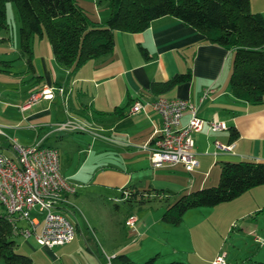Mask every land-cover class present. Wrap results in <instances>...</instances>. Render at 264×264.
<instances>
[{"label": "crops", "instance_id": "obj_1", "mask_svg": "<svg viewBox=\"0 0 264 264\" xmlns=\"http://www.w3.org/2000/svg\"><path fill=\"white\" fill-rule=\"evenodd\" d=\"M76 1L83 8L82 2H95ZM248 1L251 12L264 16V0ZM108 13L107 7L98 19L95 17L96 21H104ZM112 37L111 52L87 60L74 71L57 64L52 55H47L44 59L41 57L43 66L39 71L30 64L28 68L31 74L26 75L25 79L30 77L19 80V83H26L23 87L27 91L23 101L16 105L14 116H10L11 122L15 123L9 126L17 127L12 128L15 133L19 132L18 128L31 129L32 132L35 131L32 141L44 144L54 125L66 119L93 130L96 135L89 134L110 147L109 153L120 158L122 163L121 167L99 164L93 168L89 178L94 185L113 191L121 189L122 199H125L123 194L128 191L150 187L163 192L164 198L174 199L193 189L214 185L223 161L264 162V103L249 104L230 94L228 77L231 70V49L206 41L198 30L170 15L152 19L147 28L140 32L114 31ZM139 46L144 48L147 58L140 53ZM8 67L7 63V71L1 73L10 74L6 69ZM185 70L190 73L188 81L175 85L160 96L187 99L196 108L199 117L222 122L225 129L211 131L203 125L199 131L191 134L192 151L197 161L191 171L184 170L180 164L152 168L145 147L160 128V118L149 106L134 114L129 113V107L136 99L155 97L148 91L151 81H164ZM42 86L60 87L62 91H54L50 100L38 99L20 109L28 96ZM206 88H210L211 92L200 101ZM51 105H57L58 109L52 110ZM118 109L121 112L116 111ZM187 119L188 114L184 113L179 126L184 125ZM6 128L10 129L8 126ZM41 130L46 131L40 134ZM232 130L235 133L233 136L230 135ZM21 141L24 144L30 140ZM213 141H217L221 147L216 148ZM228 145H231L230 149H225ZM3 147H0V151L5 153ZM62 176L70 182L68 177ZM75 193L66 195L64 209L70 203L69 196ZM142 206L144 204L138 208ZM261 208L264 209V184L252 187L228 202L188 209L182 215L188 224V232L183 239L193 242L196 232L201 234V238L219 239L225 236L235 220L245 218ZM143 209L139 216L128 214L135 218L133 227L127 226L131 244L135 243V236H142L156 221L149 211ZM189 211L199 212L196 214ZM73 227L77 231L76 223ZM15 237L22 238L25 248H31L26 242L28 238L20 235ZM94 247V253L101 249V245L98 246L97 243ZM121 250L124 251V247ZM110 254L114 255V251ZM90 255L94 257L93 264H102L98 253Z\"/></svg>", "mask_w": 264, "mask_h": 264}, {"label": "trees", "instance_id": "obj_2", "mask_svg": "<svg viewBox=\"0 0 264 264\" xmlns=\"http://www.w3.org/2000/svg\"><path fill=\"white\" fill-rule=\"evenodd\" d=\"M8 1L16 8L19 50L21 55H26L28 66L31 56L29 42L33 35H45L53 60L74 71L87 60L111 52L114 31L140 32L152 19L170 15L198 30L206 41L232 50L228 87L233 98L254 105L264 103V16L251 12L248 0H95L97 5L106 2L109 9L103 22L91 20L75 0H0V31L8 29L4 17V6ZM138 49L143 57H148L144 48L139 46ZM6 64L0 60V72L7 71ZM189 77V71L185 70L164 81H151L148 91L160 96L175 85L188 81ZM116 111L121 112V109ZM234 134L232 130L230 135ZM263 184L264 162L223 161L214 185L182 193L165 203L160 220L177 225L188 209L228 202ZM160 195L163 196V192L153 188L123 194L125 202L137 207L162 199V196L158 198ZM13 237L1 210L0 264H32L29 256L15 251ZM155 257L156 254L136 263L126 254L116 253L110 257L109 264H153ZM166 264L185 263L170 261Z\"/></svg>", "mask_w": 264, "mask_h": 264}, {"label": "rangeland", "instance_id": "obj_3", "mask_svg": "<svg viewBox=\"0 0 264 264\" xmlns=\"http://www.w3.org/2000/svg\"><path fill=\"white\" fill-rule=\"evenodd\" d=\"M82 3L83 10L93 21H96L95 17L98 19L107 8L104 1L99 5L95 2ZM4 17L8 29L0 31V38L3 39L0 40V60L7 61L9 67L6 69L10 74L0 72V125L5 127L3 131L7 136L16 138L20 144H23L21 140H30L23 144L30 145L34 142L32 140L35 138V131L18 128L19 132L15 133V129L12 128L17 127H11L13 125L11 123L15 122H11L10 119V116H14L16 105L23 101L27 91L23 87L26 83H19V80L22 77L27 80L30 76L26 79L25 76L31 74L26 63V55H20L19 20L13 2L5 3ZM29 46L30 64L39 71L43 66L42 58L51 55L50 45L45 35L40 37L33 35ZM60 107L62 109V106ZM55 108L58 109V106L51 105L52 110H57ZM7 126L10 129L6 128ZM45 131L41 130L39 133ZM89 131L96 135L93 130L89 129ZM92 134L74 129L61 131L53 129L44 140L45 145L57 151L59 171L61 175L68 177L75 189L76 193L69 196L70 203L66 205L63 215L73 225L77 224V231L74 230L73 241L47 247L48 249L45 248L46 246L38 245L32 237L26 240L31 248H25L22 238L14 236L15 251L29 256L32 264H93L94 257L90 254L97 253L102 264H109L106 258L113 256L110 254L111 251H114V254L124 253L136 263L143 262L155 254L153 264H166L170 261H181L185 264H213V260L218 256L223 260L220 264L264 262V210L235 220L225 236L219 239L201 238V234L198 235L196 232L193 242L189 243L187 239H183L188 232L187 220L182 217L177 225H169L160 220L165 203L173 200V198L164 199L162 195L158 196V198L162 196V199L150 201L142 206L143 210L149 211L156 221L142 236H135V243L131 244L129 229L123 223L128 214L139 216L142 208L125 202L120 195L121 189L109 190L94 185L90 180L89 176L95 166L103 164L121 167L122 163L120 158L109 153L110 147L97 141ZM3 144L0 138V147H3ZM123 166L127 167L125 164ZM189 212L197 214L199 211ZM95 242L98 246L101 245L99 250L101 252L104 250L105 254L100 251L94 253ZM121 247L125 250H121ZM62 254L71 255L66 257L67 255Z\"/></svg>", "mask_w": 264, "mask_h": 264}, {"label": "built area", "instance_id": "obj_4", "mask_svg": "<svg viewBox=\"0 0 264 264\" xmlns=\"http://www.w3.org/2000/svg\"><path fill=\"white\" fill-rule=\"evenodd\" d=\"M60 87L42 86L30 94L20 109L38 99L50 100ZM211 92L206 88L200 101ZM149 106L160 118V128L145 147L152 168L170 167L180 164L191 171L197 161L192 151L191 134L203 125L211 131L225 129V124L214 119L205 120L197 115L196 108L183 98L155 96L152 99L134 100L129 113L134 114ZM186 113V123L179 126L181 116ZM78 130L88 132L89 128L73 120L57 122L54 130ZM3 149L0 151V208L3 217L14 236L32 237L41 246L53 247L69 243L74 237L72 223L63 215L66 195L73 194V185L59 171L57 151L41 141L23 145L15 138L7 136L0 126ZM220 148L217 141H213ZM231 145L225 146L230 149ZM126 195V193H124ZM135 218L128 215L126 226L133 227ZM108 263L110 257L106 258ZM218 256L213 264L222 263Z\"/></svg>", "mask_w": 264, "mask_h": 264}]
</instances>
